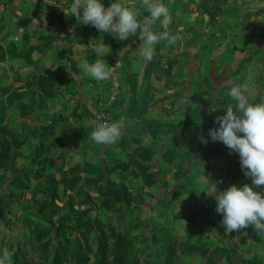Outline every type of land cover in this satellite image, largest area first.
I'll return each mask as SVG.
<instances>
[{"label":"rangeland","instance_id":"rangeland-1","mask_svg":"<svg viewBox=\"0 0 264 264\" xmlns=\"http://www.w3.org/2000/svg\"><path fill=\"white\" fill-rule=\"evenodd\" d=\"M1 18L0 255L12 251V264H264V244L240 249L264 243V234L251 226L225 233L204 192L252 182L209 129L235 104L233 85L247 86L250 103L264 102V48L213 82L165 57L158 42L143 66L130 70L121 55L122 90L62 95L50 73L35 83L33 49ZM117 121L115 144L89 139L97 123Z\"/></svg>","mask_w":264,"mask_h":264},{"label":"crops","instance_id":"crops-1","mask_svg":"<svg viewBox=\"0 0 264 264\" xmlns=\"http://www.w3.org/2000/svg\"><path fill=\"white\" fill-rule=\"evenodd\" d=\"M4 1L6 9L1 23L13 25L17 44H22L24 36L33 49L35 83L50 73L54 76L55 88L58 87L62 95L114 94L122 90L124 83L121 81L128 74L126 67L121 68V64H125L121 55L128 52L127 68L130 70L134 63L141 61L143 66L146 62L139 53L142 41L138 35L120 41L91 25L77 24L74 16H66L64 11L69 10L73 0ZM109 1L126 2L137 12L138 21L150 15L141 0ZM160 2L168 7L172 22L165 28L157 21L151 25L152 31L157 35L169 31L180 37L174 45L160 41L165 57H178L192 70L198 67L213 82L231 78L245 54L255 48H264V0ZM50 3L59 4L64 11ZM101 40L111 48L105 57L93 50ZM97 59L104 60L112 68L110 79L97 82L79 67L84 60L91 64ZM142 66L137 67L133 76L138 84L143 75ZM261 243L264 244L255 242L240 249L247 250L246 253L257 252L262 249Z\"/></svg>","mask_w":264,"mask_h":264},{"label":"clouds","instance_id":"clouds-1","mask_svg":"<svg viewBox=\"0 0 264 264\" xmlns=\"http://www.w3.org/2000/svg\"><path fill=\"white\" fill-rule=\"evenodd\" d=\"M150 14L143 23L137 19V12L127 3L112 2L105 7L102 0H73L66 16H74L77 24L91 25L101 33H109L120 41L138 35L142 41L139 53L145 61H151L155 54L154 46L160 41L174 45L180 39L164 31L157 35L151 25L160 21L167 28L172 18L168 7L160 0H141ZM82 10V11H81ZM98 56L110 54L111 48L101 40L93 49ZM79 67L97 82L110 79L112 68L104 60L94 63L84 60ZM247 86L233 85L227 93L235 104H228L223 115L215 117L218 127L209 129L213 142H222L230 151L239 155L241 170L251 178V184H232L220 190L217 182L206 194L216 200V211L223 215L222 226L225 233L240 232L250 226L258 235L264 234V102L250 103ZM215 110V109H213ZM122 135L120 122L97 123L89 139L97 145L115 144ZM202 142L207 139L201 137ZM14 253L7 248L0 255V264H12Z\"/></svg>","mask_w":264,"mask_h":264},{"label":"built area","instance_id":"built-area-1","mask_svg":"<svg viewBox=\"0 0 264 264\" xmlns=\"http://www.w3.org/2000/svg\"><path fill=\"white\" fill-rule=\"evenodd\" d=\"M113 1H109V0H102V3L104 4V6L107 8L111 5ZM6 9V3L4 0H0V18L2 17V15L4 14Z\"/></svg>","mask_w":264,"mask_h":264}]
</instances>
